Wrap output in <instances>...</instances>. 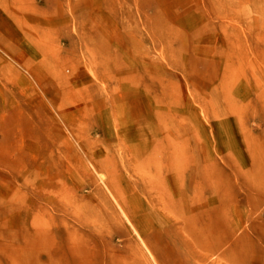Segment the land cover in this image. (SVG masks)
Returning <instances> with one entry per match:
<instances>
[{"label": "rangeland", "instance_id": "1", "mask_svg": "<svg viewBox=\"0 0 264 264\" xmlns=\"http://www.w3.org/2000/svg\"><path fill=\"white\" fill-rule=\"evenodd\" d=\"M224 251L264 264V0H0V264Z\"/></svg>", "mask_w": 264, "mask_h": 264}, {"label": "bare ground", "instance_id": "2", "mask_svg": "<svg viewBox=\"0 0 264 264\" xmlns=\"http://www.w3.org/2000/svg\"><path fill=\"white\" fill-rule=\"evenodd\" d=\"M164 146L165 145H162V144L161 145L160 144L157 145L155 147V149H156L155 152L156 153L155 152H153V153H155L156 155H159L161 153H163V155L165 154L164 157L171 162L170 164L173 167V169H176L179 166L178 165V161L180 159L179 155L176 153V152H180L179 151V144L178 143H175L174 144L173 142L170 143L169 146H167L168 147V150L166 148H164ZM155 154H152V155H155ZM173 178H174V183L178 186L177 188L179 190V184H180L179 178H180V174H178V176H177V174L175 173L174 176H173ZM155 189L156 190H160L161 188L160 187H156ZM113 197L115 199V202L117 203L116 205L119 206V208L122 210V212L124 213V215H126V217L129 219L128 213L125 210V207L123 205V202H121L122 200L116 199V197L114 195H113ZM128 221H130V219ZM131 225H132V227H134V230L138 233V235H140V233L138 232L136 226L133 225L132 223H131ZM227 254H228L227 251H224V252L220 253L219 256H218V258H217V260L214 263H211V264H221V263L226 262L228 260V255Z\"/></svg>", "mask_w": 264, "mask_h": 264}]
</instances>
